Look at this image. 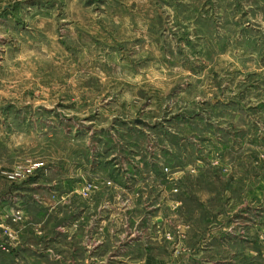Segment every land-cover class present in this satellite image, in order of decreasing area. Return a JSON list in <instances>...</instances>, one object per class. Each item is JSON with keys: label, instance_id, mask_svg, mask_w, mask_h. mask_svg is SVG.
<instances>
[{"label": "rangeland", "instance_id": "374dc122", "mask_svg": "<svg viewBox=\"0 0 264 264\" xmlns=\"http://www.w3.org/2000/svg\"><path fill=\"white\" fill-rule=\"evenodd\" d=\"M0 264H264V0H0Z\"/></svg>", "mask_w": 264, "mask_h": 264}]
</instances>
